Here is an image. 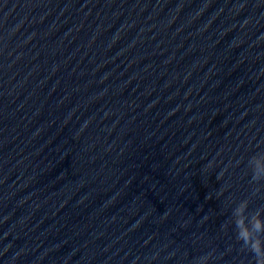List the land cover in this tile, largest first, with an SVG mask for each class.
<instances>
[{
	"label": "water",
	"instance_id": "obj_1",
	"mask_svg": "<svg viewBox=\"0 0 264 264\" xmlns=\"http://www.w3.org/2000/svg\"><path fill=\"white\" fill-rule=\"evenodd\" d=\"M264 0H0V264H255Z\"/></svg>",
	"mask_w": 264,
	"mask_h": 264
},
{
	"label": "clouds",
	"instance_id": "obj_2",
	"mask_svg": "<svg viewBox=\"0 0 264 264\" xmlns=\"http://www.w3.org/2000/svg\"><path fill=\"white\" fill-rule=\"evenodd\" d=\"M252 179L256 182L264 180V155L257 154L250 159ZM248 201H241L233 210L237 239L254 256L255 264H264V218L261 213L246 215ZM208 256L203 257L199 264H207Z\"/></svg>",
	"mask_w": 264,
	"mask_h": 264
}]
</instances>
